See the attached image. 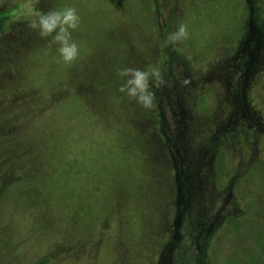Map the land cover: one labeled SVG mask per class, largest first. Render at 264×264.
I'll use <instances>...</instances> for the list:
<instances>
[{
	"label": "rangeland",
	"instance_id": "obj_1",
	"mask_svg": "<svg viewBox=\"0 0 264 264\" xmlns=\"http://www.w3.org/2000/svg\"><path fill=\"white\" fill-rule=\"evenodd\" d=\"M56 1L57 9L74 6L81 15L80 27L72 32L73 39L81 46V54L74 63L66 64L59 58L51 37H46L47 45L30 54L23 80L27 82L24 83L26 87L38 88L37 95L49 99L51 104L60 97L64 100L59 103L57 113L49 112L23 127L26 136L36 145V151L41 153L35 170L37 175L41 174L35 183V190H39L41 196L36 199L38 204L31 208L20 196L23 187L17 186L13 191L6 192L0 198V227L6 229L12 241L10 252L18 246L23 260L32 259L39 250L48 249L32 244L29 231L34 217L42 214L41 207L44 206L59 229L72 228L75 232L89 233L93 241L102 240L94 259L90 258L91 248L88 246L86 253L89 254H84L78 263L72 264H117L114 261L119 256L116 250L119 240L128 248L131 256L129 263L156 264L161 246L166 241L157 235L152 226L160 215L156 209L163 206L166 199L151 194L148 188L154 177L140 156L134 153L132 141L124 134L123 106L127 103H121L119 99L125 94L114 91V88L119 91L123 82L118 70L133 65L128 59L129 45L149 54L155 47L156 30L162 17L159 19L154 9L156 3L162 2V20L167 19L169 27L160 26L164 25L171 33L181 22H185L190 31L186 41L175 43L177 51L185 55L193 70L188 72L181 63H175L170 82L174 92L176 87L179 90L185 85L187 73L207 70L222 51L236 45L242 30L240 25L247 19V5L245 0ZM25 2L28 0H0V4L5 3L11 11L9 17L14 20L29 19L19 11ZM30 2L36 8L37 0ZM14 8L16 13H13ZM101 55L110 59L109 65L102 67L112 73L108 83L105 80L104 84V87L111 86L112 89L107 95L103 92L108 106H113L107 114L99 108L93 110L82 97V92H74L70 88L73 86L70 76L73 69L80 71L97 67L95 65H100L98 59ZM154 60L149 66L161 67L162 58ZM219 85L215 81L208 92L203 91L200 97L206 100L202 108L197 106L199 111L205 107L211 109L214 104L211 94ZM57 90L58 96L53 95ZM61 91L65 93L61 94ZM6 96L7 91H0L2 103H5ZM253 96L260 105H264V79ZM164 111L165 117L171 114L166 107ZM231 137L227 136L226 141H234L235 147L224 153V161L228 167L240 162L237 168L239 199L248 214L256 215L257 221L247 220L238 231L232 226L234 222L228 221L215 238L213 262L264 264V138L255 141L250 137H247L249 140L241 137L236 141L237 138ZM33 208L38 213L29 212ZM70 217L75 218L77 223L70 221ZM104 226L108 228L105 234L101 232ZM181 226L180 223L179 230L183 232ZM24 240L29 242L18 244ZM0 250L2 258L11 254Z\"/></svg>",
	"mask_w": 264,
	"mask_h": 264
},
{
	"label": "trees",
	"instance_id": "obj_2",
	"mask_svg": "<svg viewBox=\"0 0 264 264\" xmlns=\"http://www.w3.org/2000/svg\"><path fill=\"white\" fill-rule=\"evenodd\" d=\"M56 2L37 0L36 8L47 12L57 9ZM245 3L247 19L240 25L242 30L236 45L222 51L207 70L187 73L185 85L179 90L176 87L175 92L170 81L176 65L181 63L188 72L192 69L175 44L164 43L170 32L164 27H169L167 19L162 20V2L156 3L154 9L155 15L162 18L156 30L157 43L150 54L129 45L131 67L146 68L154 59L162 58L160 68L166 81L153 89L155 104L150 109L126 95L119 99L121 103H127L123 106L124 134L132 141L134 153L140 156L154 177L150 182L151 189H148L153 196L166 199L165 204L156 209L160 215L152 226L166 241L156 264H214L215 238L225 228L223 226L231 221L238 231L247 220L257 221L256 215L248 214L239 199L237 168L240 162L228 167L224 161V153L235 147L234 141H226L227 136L237 138L236 141L241 137L255 141L264 138V105L253 96L264 79V0H245ZM4 4H0V91H7V99H4L5 103L0 99V198L21 186L20 196L32 208L41 196L39 190H35L36 180L41 178V174L35 173L41 153L36 151V145L26 136L23 127L49 112L57 113L59 103L64 99L60 97L51 104L49 99L37 95L38 88L24 84L27 83L23 80L30 54L47 45L46 37L29 26V19L10 18L11 11ZM15 11L14 8L13 13ZM102 56L98 59L100 65H95L97 67L73 69L70 75L73 86L70 88L82 92L93 110L99 108L107 114L113 106H108L106 93L112 88L104 87V84L105 80L108 83L112 73L102 67L110 63V59ZM215 81L220 85L211 94L213 108L207 110L205 107L199 111L197 108H202L206 100L200 96L203 91L208 92ZM114 91L124 94L116 88ZM57 93L59 90L52 94L56 96ZM63 93L65 91H61ZM165 107L171 112L168 117L164 114ZM41 211V215L34 217L29 230L30 240L36 247L48 249L39 250L32 259L23 260L18 246L10 252L12 241L6 229L0 227V249L11 253L5 258L0 257V264L78 263L84 254H89L86 253L88 246L90 258H95L101 239L93 241L89 233L75 232L72 228L59 229L46 207L42 206ZM29 212L38 213V210L33 208ZM71 218L70 221L76 222ZM180 223L183 232L179 230ZM101 232L107 233L108 228L104 226ZM28 242L24 240L18 244ZM116 250L119 256L115 257V263L132 264L128 262L131 257L128 248L121 240L116 244Z\"/></svg>",
	"mask_w": 264,
	"mask_h": 264
},
{
	"label": "clouds",
	"instance_id": "obj_3",
	"mask_svg": "<svg viewBox=\"0 0 264 264\" xmlns=\"http://www.w3.org/2000/svg\"><path fill=\"white\" fill-rule=\"evenodd\" d=\"M19 11L29 18V26L38 30L42 37H51L63 62L72 64L80 57L81 46L72 36L73 30L78 29L82 22L76 7L65 6L44 12L36 9L28 0L21 4ZM189 37L188 24L181 22L174 32L167 35L164 43L184 42ZM118 74L123 79L119 91L147 109L155 104L156 94L153 89L166 83L161 68L154 65L146 68L126 66L120 68Z\"/></svg>",
	"mask_w": 264,
	"mask_h": 264
}]
</instances>
